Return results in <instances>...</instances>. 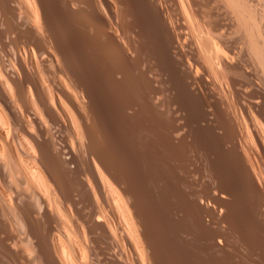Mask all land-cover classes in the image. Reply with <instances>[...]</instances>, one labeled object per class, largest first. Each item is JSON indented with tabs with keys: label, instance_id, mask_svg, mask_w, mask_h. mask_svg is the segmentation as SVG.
<instances>
[{
	"label": "bare ground",
	"instance_id": "1",
	"mask_svg": "<svg viewBox=\"0 0 264 264\" xmlns=\"http://www.w3.org/2000/svg\"><path fill=\"white\" fill-rule=\"evenodd\" d=\"M234 236L264 264V0H0V264H237Z\"/></svg>",
	"mask_w": 264,
	"mask_h": 264
},
{
	"label": "rangeland",
	"instance_id": "2",
	"mask_svg": "<svg viewBox=\"0 0 264 264\" xmlns=\"http://www.w3.org/2000/svg\"><path fill=\"white\" fill-rule=\"evenodd\" d=\"M198 109H199V108H198ZM198 109H196V110H198ZM198 111H199V110H198ZM198 111H197V112H198ZM201 170H202V169H200L199 172H201ZM235 238H236V237L234 236L233 239H235ZM233 239L231 238L233 244H234L233 241H235V245H240V247H238V246H237V247L234 246V248H233V245H232V248H231V249H233V250H232V253H234V252H236V251L238 252V253H236L235 255L232 254V256H234V257L237 256L236 259L238 258V260H235V261H236L237 264H239V259H240V258H239V256H238V254H239L240 251H238V250H241V249H242V247H241L242 244H240L241 242L238 243V241H240L239 239H238V240H237V238H236L235 240H233ZM232 243H231V244H232ZM236 243H237V244H236ZM253 243H255V242H253ZM253 245H254V244H253ZM235 247H236L237 249H236ZM238 248H239V249H238ZM234 249H236V251H235ZM234 259H235V258H234ZM261 259H262V258H261ZM263 259H264V257H263ZM237 261H238V262H237ZM261 261H262V260H261ZM254 262H256V261H254ZM250 263H251V264H261V263L263 264V262H261V263H260V262H259V263H257V262H256V263H253V261L250 262ZM240 264H241V263H240Z\"/></svg>",
	"mask_w": 264,
	"mask_h": 264
}]
</instances>
